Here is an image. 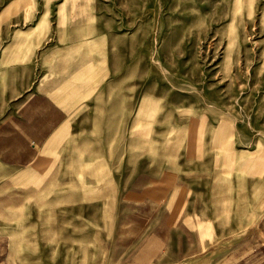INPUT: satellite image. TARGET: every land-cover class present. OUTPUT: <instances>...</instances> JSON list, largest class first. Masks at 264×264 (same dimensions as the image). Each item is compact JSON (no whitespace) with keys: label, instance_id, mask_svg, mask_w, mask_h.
<instances>
[{"label":"rangeland","instance_id":"obj_1","mask_svg":"<svg viewBox=\"0 0 264 264\" xmlns=\"http://www.w3.org/2000/svg\"><path fill=\"white\" fill-rule=\"evenodd\" d=\"M263 215L264 0H0V264H264Z\"/></svg>","mask_w":264,"mask_h":264},{"label":"crops","instance_id":"obj_2","mask_svg":"<svg viewBox=\"0 0 264 264\" xmlns=\"http://www.w3.org/2000/svg\"><path fill=\"white\" fill-rule=\"evenodd\" d=\"M68 84V83H67ZM72 84V85H70ZM69 85L70 86H64L63 89L68 92H71L70 95H67L65 93L60 94L57 98L63 101H70L73 102L74 100L76 101L79 98L78 95V89L77 85L75 82H71ZM61 90V89H59ZM59 93H61L59 91ZM70 97V98H69ZM67 104V101H66ZM68 105H64L65 109L69 108ZM63 129L60 128L56 130V132L51 136V138L46 142L45 146L42 148L40 151L39 157L36 159L34 166L39 165L40 163L43 162L44 154L50 146L54 145L59 139V136L61 135ZM228 157H224V162H228ZM250 168H253L256 171H259V163L258 160L256 159L255 161L250 160ZM31 170L24 171L19 176L14 177L15 180H21V178H25V176H28V172ZM13 179V180H14ZM33 183L34 187L37 188L39 186V182H35V180H31ZM256 234L260 236H264V215L260 218L259 222L257 223L256 226ZM198 239L203 240L204 238L208 237V233H199L196 235ZM144 239L141 241V243L138 244V246L135 248V250L132 252L133 254L127 261V264H157V262L161 259V257L164 255V250L166 247V240L163 237H160L159 235L149 232L146 234Z\"/></svg>","mask_w":264,"mask_h":264}]
</instances>
